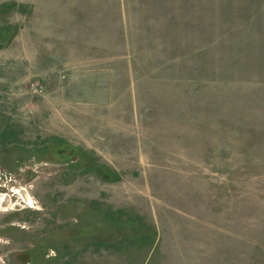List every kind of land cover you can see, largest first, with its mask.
Here are the masks:
<instances>
[{"label": "rangeland", "instance_id": "obj_1", "mask_svg": "<svg viewBox=\"0 0 264 264\" xmlns=\"http://www.w3.org/2000/svg\"><path fill=\"white\" fill-rule=\"evenodd\" d=\"M0 171V264H264V0H0Z\"/></svg>", "mask_w": 264, "mask_h": 264}, {"label": "flooded vegetation", "instance_id": "obj_2", "mask_svg": "<svg viewBox=\"0 0 264 264\" xmlns=\"http://www.w3.org/2000/svg\"><path fill=\"white\" fill-rule=\"evenodd\" d=\"M21 196H22V198L24 199V200H26V201H28V199H29V196H28V194H27V192L26 191H24V192H22L21 193ZM11 201L10 200H5L4 198H2L1 200H0V203H2V204H4V203H10ZM7 207V206H6ZM19 207H21L20 205L19 206H15V208L17 209V208H19ZM16 209H14V210H16Z\"/></svg>", "mask_w": 264, "mask_h": 264}, {"label": "built area", "instance_id": "obj_3", "mask_svg": "<svg viewBox=\"0 0 264 264\" xmlns=\"http://www.w3.org/2000/svg\"><path fill=\"white\" fill-rule=\"evenodd\" d=\"M2 177V172L0 171V178Z\"/></svg>", "mask_w": 264, "mask_h": 264}]
</instances>
